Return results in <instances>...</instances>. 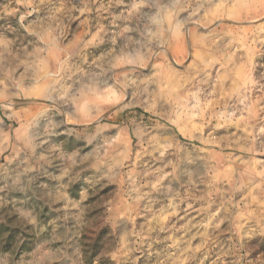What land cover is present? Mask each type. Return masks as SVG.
Instances as JSON below:
<instances>
[{
  "label": "rangeland",
  "instance_id": "1",
  "mask_svg": "<svg viewBox=\"0 0 264 264\" xmlns=\"http://www.w3.org/2000/svg\"><path fill=\"white\" fill-rule=\"evenodd\" d=\"M0 264H264V0H0Z\"/></svg>",
  "mask_w": 264,
  "mask_h": 264
},
{
  "label": "trees",
  "instance_id": "2",
  "mask_svg": "<svg viewBox=\"0 0 264 264\" xmlns=\"http://www.w3.org/2000/svg\"><path fill=\"white\" fill-rule=\"evenodd\" d=\"M103 233L104 232H101L95 237L93 245L91 246L92 251H90L91 260L87 264H93L94 259L99 257L103 252L106 241V237H104L105 235Z\"/></svg>",
  "mask_w": 264,
  "mask_h": 264
}]
</instances>
